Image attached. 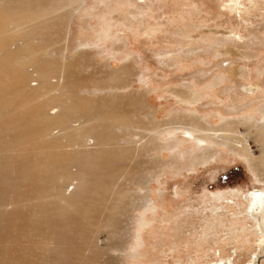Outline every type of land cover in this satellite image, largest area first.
<instances>
[{
	"label": "rangeland",
	"instance_id": "1",
	"mask_svg": "<svg viewBox=\"0 0 264 264\" xmlns=\"http://www.w3.org/2000/svg\"><path fill=\"white\" fill-rule=\"evenodd\" d=\"M52 10L60 12L54 26L32 37L49 47L45 56L50 60L59 56L54 48L63 50L62 61L73 63L78 77L97 82L99 88L88 89L95 96L142 94L156 109L160 141L170 143L142 157L162 154L165 164L150 179L143 207L117 215L116 231L122 237L127 233V241L100 230L104 254L93 264H216L228 258L231 264H264V209L261 226L249 215L251 192L264 190L262 176L221 143L214 144L215 157L193 168L198 140L184 127H165L172 111L196 113L214 127L225 118L262 120L264 0H0L7 37V44H0V69L23 45L19 30L34 23L37 11L49 17ZM18 65L27 73L33 70L23 60ZM124 68L130 70L128 86L103 85V77ZM251 85L259 91L248 92ZM189 87L196 91L195 101L176 97L175 89ZM134 110L126 113L149 123ZM239 131L246 134L247 126L241 124ZM245 137L259 156L260 143ZM127 140L135 144L141 136L133 133ZM130 184L138 195L145 194Z\"/></svg>",
	"mask_w": 264,
	"mask_h": 264
},
{
	"label": "bare ground",
	"instance_id": "2",
	"mask_svg": "<svg viewBox=\"0 0 264 264\" xmlns=\"http://www.w3.org/2000/svg\"><path fill=\"white\" fill-rule=\"evenodd\" d=\"M45 14L37 11L34 23L19 30L23 45L14 50L16 58L0 69L4 72L0 76V264H93L103 257L97 239L100 230L109 229L116 239L127 241V233L122 237L116 231L117 215L143 207L150 179L165 164L162 154L151 160L142 157L170 143L160 141L156 109L143 101L142 94L95 96L88 89L99 88L97 82L78 77L76 66L62 61L63 50L54 48L59 56L50 60L45 56L49 47L32 37L44 36L60 12ZM28 15L23 7L22 17ZM44 17L47 20L41 21ZM0 44H7L1 22ZM20 60L33 70L27 73L18 65ZM129 75L127 68L113 70L102 83L125 86ZM30 81H37L32 82L36 85ZM246 90L257 93L259 87ZM174 92L187 102L198 98L190 87ZM129 107L147 116L149 123L133 119L126 113ZM261 118H225L214 127L205 125L196 113L172 111L165 127H184L198 140L200 151L192 160L193 168L215 157L214 144L221 143L244 156L264 180V112ZM241 124L260 143L259 156L239 131ZM133 133L141 140L129 144L127 136ZM130 183L142 187L145 194L138 195ZM263 203L264 190L252 191L249 215L259 226ZM222 263L231 264V259Z\"/></svg>",
	"mask_w": 264,
	"mask_h": 264
}]
</instances>
